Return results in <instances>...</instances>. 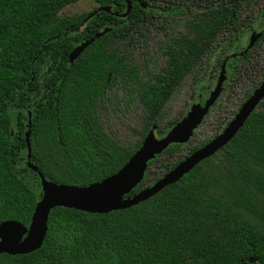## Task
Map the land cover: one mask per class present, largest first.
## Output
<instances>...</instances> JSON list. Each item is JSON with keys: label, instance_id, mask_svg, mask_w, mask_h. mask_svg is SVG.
Segmentation results:
<instances>
[{"label": "trees", "instance_id": "1", "mask_svg": "<svg viewBox=\"0 0 264 264\" xmlns=\"http://www.w3.org/2000/svg\"><path fill=\"white\" fill-rule=\"evenodd\" d=\"M76 1L0 0V222L27 226L41 197L40 179L26 160L28 111L30 160L47 179L76 185L100 180L127 161L153 124L159 128L174 88L198 65L223 17L231 16L220 9L201 19L190 28L195 37L183 36L166 65L144 80L136 65L105 50L114 27L68 61L76 44L114 26L104 11L90 18L88 12L59 15ZM116 73L124 89L135 88L143 108L140 138L130 146L110 138L98 118L106 108L108 76ZM182 146L172 143L163 152ZM220 150L216 162L215 154L205 158L128 208L89 213L54 207L42 245L26 254L0 253V264H264V99Z\"/></svg>", "mask_w": 264, "mask_h": 264}, {"label": "water", "instance_id": "2", "mask_svg": "<svg viewBox=\"0 0 264 264\" xmlns=\"http://www.w3.org/2000/svg\"><path fill=\"white\" fill-rule=\"evenodd\" d=\"M125 2L126 10L121 14L122 16L127 15L130 8V1L125 0ZM96 10L107 11L109 7H98ZM95 12L94 10L91 14ZM109 29V27H105L101 31H96L92 37L76 44L68 54V61L72 62L94 39ZM260 34L261 32L251 33L244 51L253 44ZM226 60L221 63L216 82L203 102L192 103L186 113L161 136L155 135L156 124H153L139 147L118 170L89 184L54 182L47 179L31 162L30 111H28L27 129L24 132L26 160L27 166L36 172L40 179L41 197L34 206L27 226L14 219L0 222V253L26 254L38 249L46 236L49 212L56 206L74 208L89 213H107L112 210L128 208L148 199L165 186L178 181L196 164L220 150L233 138L250 113L256 110L264 99V80L243 100L231 119L217 134L187 153L152 183L143 185L135 193L129 194L133 188L143 182L150 160L161 154L172 143H186L194 134L222 91V85L226 79Z\"/></svg>", "mask_w": 264, "mask_h": 264}, {"label": "flooded vegetation", "instance_id": "3", "mask_svg": "<svg viewBox=\"0 0 264 264\" xmlns=\"http://www.w3.org/2000/svg\"><path fill=\"white\" fill-rule=\"evenodd\" d=\"M122 1V7L119 6L116 9L112 8L111 5H100L96 2L87 11V18L100 11L110 15L114 26H102L99 31L105 27H109L108 31H110L114 27V31L110 35V42L104 48L114 56L115 60H118L119 56H123V60L130 62L129 55L136 53L135 50L140 49V53H149L152 48H158L165 57L162 68L166 65L168 52L172 48L179 49L180 39L183 36L194 38L195 32L192 30L197 28L198 22L204 18H212L215 11L220 9L228 12L231 16L223 17L222 22L224 24L214 36L212 35V40L208 41L204 47L203 55L209 51L225 55L221 62H217L220 69L221 63L227 59L225 63L226 79L223 82L222 90L230 78V73H235L237 64L240 63L242 67V62L252 54L261 60V55L264 54V0H129L130 8L125 16L121 14L126 10V2L125 0ZM104 6H108L109 10H96L98 7ZM94 10L96 12L91 14ZM128 15L130 16L127 17ZM253 32H261V34L244 51ZM153 39L156 44L151 45L150 42ZM236 55L241 58L238 63L228 60V58ZM137 68L138 74L141 75L142 69L138 66ZM144 70L147 72L146 68ZM262 80L264 77L257 85ZM108 81L109 84L105 86L103 93L105 104L110 112L116 106L117 97L119 98V95L116 96L117 91L126 92L129 100H131V94L135 93L137 96L134 87H131L133 91L129 90L130 92L122 87L123 77L119 74L116 73L112 77L109 75ZM256 86L252 88L250 93Z\"/></svg>", "mask_w": 264, "mask_h": 264}, {"label": "rangeland", "instance_id": "4", "mask_svg": "<svg viewBox=\"0 0 264 264\" xmlns=\"http://www.w3.org/2000/svg\"><path fill=\"white\" fill-rule=\"evenodd\" d=\"M95 3V0H78L63 7L59 11V15L87 12ZM153 43H155L154 39L151 40L150 44ZM135 52L130 53L129 61L142 69L140 75L142 79L148 80L150 74L158 72L164 64L165 57L158 48H152L149 53H140V49L135 50ZM224 57L225 55L209 51L200 58L198 65L192 71L184 75L163 107L162 115L158 120L159 128L155 129L157 137L159 136L157 131L163 125L179 119L192 103L202 102L208 96L219 72V63L217 62H220ZM240 59L238 55L228 58L229 61L235 63H238ZM145 68L147 72L144 70ZM263 77L264 54L261 55V60L252 54L242 62V67L240 63L237 64L235 73H230V78L223 86L222 92L191 138L178 151L163 152L157 155L148 165L142 186L148 185L160 177L168 163L181 160L190 150L200 146L202 142L218 133L234 115L246 93L250 92ZM201 82L206 85V89H201ZM201 92H204V96L199 95ZM126 94V92L117 91L116 96L119 95V98L116 99V106L113 111L110 112L105 104L106 108H101L98 112V118L110 138L118 144L130 146L140 138L143 108L135 93L131 94V100L127 98ZM220 152L221 150H218L217 153H214L215 155L213 154L215 156L213 161L216 162Z\"/></svg>", "mask_w": 264, "mask_h": 264}]
</instances>
